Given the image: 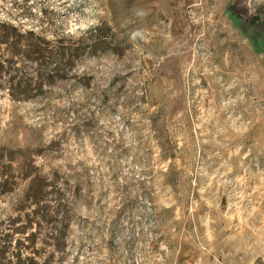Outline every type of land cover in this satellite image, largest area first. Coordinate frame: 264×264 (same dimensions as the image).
Here are the masks:
<instances>
[{
    "label": "rangeland",
    "instance_id": "374dc122",
    "mask_svg": "<svg viewBox=\"0 0 264 264\" xmlns=\"http://www.w3.org/2000/svg\"><path fill=\"white\" fill-rule=\"evenodd\" d=\"M0 264H264V0H0Z\"/></svg>",
    "mask_w": 264,
    "mask_h": 264
}]
</instances>
